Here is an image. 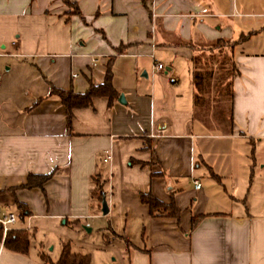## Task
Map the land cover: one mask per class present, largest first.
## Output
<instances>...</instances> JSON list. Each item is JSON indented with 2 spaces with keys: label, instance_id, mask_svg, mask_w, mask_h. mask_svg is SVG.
<instances>
[{
  "label": "crops",
  "instance_id": "1",
  "mask_svg": "<svg viewBox=\"0 0 264 264\" xmlns=\"http://www.w3.org/2000/svg\"><path fill=\"white\" fill-rule=\"evenodd\" d=\"M67 1L0 0V214L13 212V229L27 234L103 218L107 231L123 233L116 264H264V204L239 197L235 177L225 186L232 151L203 144L224 139L244 154L264 140V0ZM243 30L249 35L234 45L225 83L194 67L218 40L236 41ZM157 62L162 70L152 69ZM179 65L188 96L179 93ZM108 71L115 96L73 108L67 126L49 87L83 93ZM206 78L220 84L213 99L227 94L226 116L214 100H199ZM48 173L40 187L23 186L28 174ZM93 178L106 214L92 196ZM146 192L173 200L179 218L150 215L139 199ZM59 253H45L42 243L18 253L0 240V264H48L40 254L55 261Z\"/></svg>",
  "mask_w": 264,
  "mask_h": 264
},
{
  "label": "rangeland",
  "instance_id": "2",
  "mask_svg": "<svg viewBox=\"0 0 264 264\" xmlns=\"http://www.w3.org/2000/svg\"><path fill=\"white\" fill-rule=\"evenodd\" d=\"M255 2V0H253ZM258 2H262L263 0H257ZM264 11V10H262ZM257 18H252L251 20H256ZM238 23L240 19L238 18ZM246 31V32H245ZM244 34L247 33V30H243ZM264 36V29L262 32ZM234 45L229 41L216 42L212 45V50L210 53L202 54L197 56L194 60V67L198 70H211L215 75L214 82L220 79L222 80V74H224L225 70L231 72L233 70V61H232V50ZM241 48L248 49L247 45H241ZM207 72V71H206ZM178 73V83L180 84L179 93L183 96L185 94L189 95V85L185 79V68L182 65H179L177 68ZM220 77V78H218ZM218 78V79H217ZM208 85L205 86V91L199 97L204 102L209 101V103H205L212 105L214 100V105H216L215 109L223 110L224 115L226 116L228 112V96L226 93L220 94L216 99H213L217 96V87L220 86L218 84L213 83V78H206ZM226 78L222 80V83H225ZM167 84H171L170 81L166 79ZM216 87V88H215ZM171 89V88H170ZM215 95V96H214ZM219 95V94H218ZM167 106L169 110L175 108L174 102L170 99H166ZM203 102V103H204ZM156 103V107L159 104ZM202 104V101L199 103ZM220 108V109H219ZM173 114V111L171 112ZM221 129V128H220ZM204 148L208 152H212L213 147H218L223 150H229L231 152L232 161H234L226 166L223 174V181L226 187H229V182L234 180V177L237 178V189L236 193L240 195L241 198H246L247 202L252 204V207H257L261 203L264 204V140L255 143H248L246 145V152L242 153V148L237 144L234 145L232 143H228L224 141V139H203ZM197 144V142H196ZM194 152L197 151V147L194 144ZM234 153V154H233ZM229 168H232V172H228ZM226 173V174H225ZM189 180V179H188ZM187 180V182H189ZM208 178H203L200 180L201 186L204 189L208 187ZM236 180V179H235ZM191 187L190 184H188ZM186 201L189 196L186 194ZM194 198V196H191ZM198 201L195 202V205H199ZM193 207V206H192ZM182 211L185 210L183 209ZM91 223L87 225V227H83V225H73L67 223L66 225H62L58 227V232L48 233L45 231L32 232L29 231V243L31 246H36L39 243L43 244V250L45 253L56 256L60 251V246L58 242L67 243L70 251L74 253L87 254L89 256V264H116L117 257L119 256L120 249L125 244L124 238L118 237L117 235L123 236V233L119 230L120 228H115L113 233L111 231H107L104 227L106 226V220L95 219L91 220ZM90 228V230L88 229ZM108 238L109 242H105V239Z\"/></svg>",
  "mask_w": 264,
  "mask_h": 264
},
{
  "label": "trees",
  "instance_id": "3",
  "mask_svg": "<svg viewBox=\"0 0 264 264\" xmlns=\"http://www.w3.org/2000/svg\"><path fill=\"white\" fill-rule=\"evenodd\" d=\"M64 3L68 4L67 0H62ZM248 34L240 36L236 41H231L233 45L242 41ZM224 40H218V42H223ZM226 41V40H225ZM49 93L55 95L59 98L61 104L65 108L66 112V124L69 126L71 111L73 108L85 107L90 103L92 97L96 95H106L108 98L115 96V92L112 89L110 83V74L109 71L106 72L104 81L102 84L97 86L89 85L88 89L83 93H74L70 90L65 91L61 89L49 87ZM39 100H36V102ZM35 102V103H36ZM51 173L44 175H31L28 174L26 183L24 187L38 186L40 187L42 182L46 180ZM212 175V174H211ZM215 179H218L213 175ZM93 181L96 185L95 191L92 193V196L97 200L101 201V197L104 196L101 187L98 183L97 178H93ZM139 199L142 203L146 204L149 210L150 215L152 216H169L173 217L176 220L179 218L180 210L177 208L173 200H170L168 203H164L153 196L150 192L140 193ZM19 205V204H18ZM194 219L192 218V224ZM0 240L5 248L18 252L25 253L29 246V236L24 230L10 229L2 234L1 225H0ZM42 261L48 264H89V256L87 254L73 253L70 251V248L67 243H62L60 247V253L58 258L55 261H51L47 256L40 254Z\"/></svg>",
  "mask_w": 264,
  "mask_h": 264
},
{
  "label": "built area",
  "instance_id": "4",
  "mask_svg": "<svg viewBox=\"0 0 264 264\" xmlns=\"http://www.w3.org/2000/svg\"><path fill=\"white\" fill-rule=\"evenodd\" d=\"M91 62H95V58L90 57ZM153 70H162L163 66L160 63H154L152 64ZM72 76H75V74H72ZM108 154H105L103 157V161H106L108 159ZM194 189H198L200 187L199 181L196 178L191 179ZM16 221V216L13 212H4L0 214V225L2 234H4L7 230L13 229V225Z\"/></svg>",
  "mask_w": 264,
  "mask_h": 264
},
{
  "label": "water",
  "instance_id": "5",
  "mask_svg": "<svg viewBox=\"0 0 264 264\" xmlns=\"http://www.w3.org/2000/svg\"><path fill=\"white\" fill-rule=\"evenodd\" d=\"M117 101L120 103H124V99L122 94L118 95ZM107 204H106V200L104 199V197L101 198V202H100V211L102 214H106L107 213Z\"/></svg>",
  "mask_w": 264,
  "mask_h": 264
}]
</instances>
